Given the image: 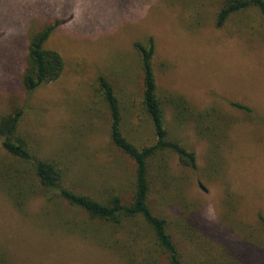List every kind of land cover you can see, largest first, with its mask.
<instances>
[{
	"label": "rangeland",
	"instance_id": "374dc122",
	"mask_svg": "<svg viewBox=\"0 0 264 264\" xmlns=\"http://www.w3.org/2000/svg\"><path fill=\"white\" fill-rule=\"evenodd\" d=\"M185 6L194 9L185 13ZM217 8L216 0H0V114L23 109L18 133L33 157L57 165L62 185L102 201L117 195L128 204L134 163L110 143L96 78L111 84L125 135L138 146L152 143L138 105L142 73L133 46L152 35L159 95L181 94L192 108H214L227 121L212 142L165 106L169 132L195 153L197 164L183 167L173 152L160 154L150 167L153 211L166 217L184 255L203 245L211 257L264 264V24L255 34L237 14L217 28ZM55 23L43 47L61 56L62 72L25 91L28 38ZM139 226L94 220L47 196L32 165L0 143L2 261L128 264L127 236L148 235Z\"/></svg>",
	"mask_w": 264,
	"mask_h": 264
},
{
	"label": "trees",
	"instance_id": "16d2710c",
	"mask_svg": "<svg viewBox=\"0 0 264 264\" xmlns=\"http://www.w3.org/2000/svg\"><path fill=\"white\" fill-rule=\"evenodd\" d=\"M216 2L218 8L214 21L217 28H222L228 20L240 14L242 27L260 34L256 29L260 24H264V0H216ZM191 9L194 8L185 6L184 12ZM256 21L259 23L256 24ZM56 24H45L28 38L27 55L21 76V84L25 91L32 92L56 80L62 72L61 56L56 51L43 47ZM133 46L138 53L142 73L141 97L138 105L150 122L154 137L152 143L138 146L125 135L120 103L111 84L102 75L96 78V87L109 114L110 143L134 163L133 195L128 204L123 203L117 195L102 201L76 193L62 185L63 174L57 165L33 157L26 140L18 133V125L23 115L22 108L0 114L1 146L9 155L32 165L34 177L47 196L57 195L70 206L86 212L94 220L112 223L113 226L122 224L123 221L132 222L137 226L140 225L141 229L146 228L148 235L141 236L137 232L135 238L130 234L127 236L129 243L123 246L126 249L128 264H240L237 261L230 262L223 257H211L204 252L207 248L203 245L196 246L195 255L190 256L189 253L184 255L174 241L166 217L153 211L150 203L152 196L150 167L154 161L156 163L159 161L160 154L166 151L173 152L177 156L178 163L183 167L194 169L197 164L195 153L169 132L165 119V106L174 110L177 116L175 120L179 119L181 124L182 121L192 120L196 131L212 138V142L222 134L227 127V121L214 108L203 110L192 108L181 94L169 92L161 97L154 72L156 48L153 36H148L144 41H135ZM233 104L240 109L250 110L243 104ZM262 123L264 124V120ZM10 180L16 183L15 179ZM14 198L18 200L16 196ZM259 220L264 227V217L259 215ZM143 240H146L145 243ZM160 255L163 256L164 262L158 260ZM0 264L8 263L0 259Z\"/></svg>",
	"mask_w": 264,
	"mask_h": 264
}]
</instances>
